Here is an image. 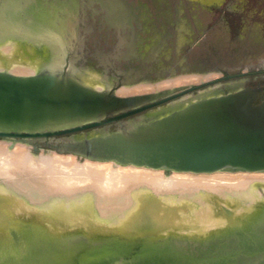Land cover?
Instances as JSON below:
<instances>
[{"label":"water","instance_id":"water-1","mask_svg":"<svg viewBox=\"0 0 264 264\" xmlns=\"http://www.w3.org/2000/svg\"><path fill=\"white\" fill-rule=\"evenodd\" d=\"M179 36L178 46L183 45ZM167 37V32L157 35L149 51L157 52ZM118 38L113 53L96 54L105 72L116 76L108 90L85 86L70 71L71 61L83 63L81 38L73 46L63 37L46 50H32L40 60L32 75L0 70V139H27L33 145L60 137L44 146L80 159L166 173H264V98L255 103L264 88L246 86L244 79L231 85L216 80L153 94L118 96L116 91L126 84L188 73L153 66L119 70L113 62L127 60L134 52V39L129 44L126 37ZM124 46L128 52L120 51ZM215 86L219 87L201 97L183 100ZM164 106L169 107L151 113ZM92 131L98 132L64 140ZM231 231L200 242L214 246L204 253L181 248L171 238L142 242L107 238L84 241V246L91 244L88 252L80 258L73 256L76 264H264V236H251L242 228ZM80 238L67 245L77 246Z\"/></svg>","mask_w":264,"mask_h":264},{"label":"rangeland","instance_id":"rangeland-1","mask_svg":"<svg viewBox=\"0 0 264 264\" xmlns=\"http://www.w3.org/2000/svg\"><path fill=\"white\" fill-rule=\"evenodd\" d=\"M200 1L0 0V45H3L0 46V56H7L3 66L6 68H11L14 65L27 67L28 64L39 66L37 64H40V60L35 58L32 50L38 48L46 50L50 46L56 45L63 37L70 39L73 46L76 40L81 38L84 60L83 63L78 64L71 61L72 70L74 69L76 76L85 82H93V78L97 76L96 81L106 79L111 87L116 80V76L111 75V71L109 74L105 72L106 70L99 64L96 54L113 53L116 46L119 45L118 37L122 36L126 37L129 44L130 40L134 39V42L132 39L134 52H131V57L129 56L127 60H114V67L119 70L151 66L155 67V70H159L161 67L166 68L184 62L185 66L190 67V71H188L190 74H198L199 72L196 71L206 70L210 66L225 68L229 74H236L238 71L250 73L259 70L258 67L260 66L264 67V0H221V8L231 4L237 10L234 15L226 14L225 19L222 21L219 18L220 11L202 8L199 5ZM205 1L206 3L214 2V0ZM157 7L162 9L161 12L166 9L167 17L163 12L164 15L157 19V13L160 12ZM129 8L131 9L129 10ZM137 8H140V10L138 11ZM176 19H178V23H175ZM108 22L112 24L110 25ZM122 23H124V26H120ZM175 24H178V26ZM165 32L169 34V37L166 38L163 46L155 53L149 51L152 44L154 45L153 48L156 45V41L154 42L155 37L157 35L161 37ZM132 35L134 36L132 37ZM178 36L183 45H177ZM130 48H133V44ZM120 51L123 53L128 52L129 47L124 46ZM10 56H13V58H9ZM204 63L205 65H203ZM177 74L176 76L154 81L158 83L185 75L180 71ZM203 74H207L209 78L199 83L187 84L181 87L199 85L207 81H220L223 77V73L220 71ZM151 78L154 79V77ZM259 79V76L246 78V86L251 83H258ZM147 81L151 80L142 82ZM232 83L230 82L227 85ZM165 107L167 106L160 108ZM96 132L98 131L69 136L64 140L84 137ZM14 146L9 144L8 149L13 150ZM28 148L30 154L34 158L38 157L37 159H40V156L42 158L51 157L52 152H56L38 144L30 145L29 143ZM57 154L62 158L67 156ZM76 161L78 164H84V160L78 157H76ZM257 197V192L253 188L249 189L237 201L227 202L224 199L227 205L226 208L222 205L223 199L219 197L215 199L206 195V198H204L213 209L211 216H213L214 222L218 224L225 219L226 224L231 226L236 223L237 216L242 215L240 212L249 208L247 204H250V199ZM154 201H148L147 199L146 202H140V205L128 213L124 219H120L111 225L106 224L108 227L101 225L88 216L79 217L69 227L86 236L95 234L104 236L112 233L123 238L137 237L139 240L143 237L162 238L161 236L165 234L176 236L182 234L179 233L182 230V228H179L181 226H171L168 217L161 212H157V204ZM250 207L252 208L253 205ZM147 210L153 214L156 221L155 227L157 229L153 232L142 230L140 227L143 220L141 215ZM155 214L160 215L159 218H156ZM4 216L7 215L4 214ZM1 218L3 216H0V220ZM8 219V217L4 218L0 225ZM259 220L260 223H263L257 222L258 227L249 229L251 236H264V216ZM10 221L12 220L9 219L3 227L7 228L11 223ZM33 226L38 229V233L44 232L41 230L42 228L39 229L38 225L34 224ZM211 234L206 239H209ZM5 242L7 243V240ZM34 244L36 248L46 250L51 254L58 249L55 242L41 238L40 235L35 239ZM87 249L88 247L83 245L80 251H74L73 253L80 258L81 255L88 252ZM205 251L211 250L199 249L195 253H204ZM65 262L76 264L77 261L72 256L70 260Z\"/></svg>","mask_w":264,"mask_h":264},{"label":"bare ground","instance_id":"bare-ground-1","mask_svg":"<svg viewBox=\"0 0 264 264\" xmlns=\"http://www.w3.org/2000/svg\"><path fill=\"white\" fill-rule=\"evenodd\" d=\"M6 57L0 56V70L6 68L3 66ZM9 58L12 59L13 56ZM39 66L14 65L7 70L16 75L27 76L37 72ZM69 68L75 78L85 86L96 90H108L112 87L106 79L96 81L97 76H93V82H85L76 76L71 64ZM186 74L158 83L147 81L138 82L142 84H126L116 93L121 97L153 94L209 78L203 73ZM218 87H209L183 100H194ZM167 108H159L151 113H159ZM76 138L82 137L73 139ZM9 144L15 145L13 150L8 149ZM28 145L27 139H0V216H3L0 222L6 217L12 220L7 228L3 225L9 219L0 225V264H67L65 261L70 260L74 251L81 250L84 241L107 238L130 242L171 238L176 245L181 244V248H187L194 253L199 249L212 250L213 245L199 244L209 234L213 233L208 241L221 233L228 235L235 228L245 231L255 229L259 226V219L264 216V173H166L163 170L88 159H83L84 164H78L77 156L69 154L62 158L56 152H52V156L48 158H34ZM252 188L258 197L250 199V204H247L249 208L243 210L244 215L240 210L242 215L237 216L234 225L228 226L225 219L218 224L214 222L211 216L213 209L205 201L206 195L223 199L222 205L226 208V201H237ZM147 199L155 200L157 212L167 216L171 226H181L179 233L182 234H165L162 238L143 237L139 240L137 237L123 238L112 233L86 236L69 227L82 216L95 219L103 226L114 224ZM1 211L7 216L2 215ZM159 216L155 214L156 218ZM141 217L142 230L153 232L157 229L152 213L147 210ZM34 224L44 232L39 234ZM74 234L78 235L72 236ZM39 235L55 242L58 246L56 252L51 254L36 248L34 242ZM77 237L82 240L77 246L71 248L67 245L69 240ZM177 239L185 241L178 242ZM86 247H91V244Z\"/></svg>","mask_w":264,"mask_h":264},{"label":"flooded vegetation","instance_id":"flooded-vegetation-1","mask_svg":"<svg viewBox=\"0 0 264 264\" xmlns=\"http://www.w3.org/2000/svg\"><path fill=\"white\" fill-rule=\"evenodd\" d=\"M221 4H222L221 0H214V2H212V3H206L205 0H201L199 2V5L202 6V8H207L208 10L220 11L221 12L220 17H219L220 21L225 19L226 14H228V15L236 14L237 10H236L235 6H232L230 4V5L225 6L224 8H221L220 7ZM130 9L131 8H129V10ZM157 9H158V7H157ZM137 10L139 11L140 8H137ZM158 10H160V12L157 13V19H159V17L164 15L163 12L166 14V17H167L166 9H164L165 11H163V12H161L162 9H158ZM137 19H138V17H137ZM194 21H195V19H194ZM175 23H178V19H176ZM176 26H178V24ZM236 35H238V34H236ZM184 63L176 64V65H173V66H169V68L172 69V70H182L183 69V70H186L187 72L190 71V67L185 66ZM203 65H205V63ZM161 68H164V67H161ZM258 68H259V70L251 71L250 73H242V72L238 71L236 74H229L228 70H226L225 68H218L216 66H210V68L207 67L206 70L196 71V72L208 73V72H213V71H220L221 73H223V77L218 82L219 84H228L230 82H235V81H239V80H243V79L246 80V78H254V77L259 76L260 79H259L258 83H251L249 86H255V87L264 88V69H263L264 67L260 66ZM242 74H245V75L241 76ZM263 98H264V91L261 94H259V98L256 100L255 103L256 104L259 103ZM57 139H60V137L52 139V141L49 140V139L45 140L44 142L38 141L35 144H38V145L41 146V145L49 144L50 142L54 143L55 140H57Z\"/></svg>","mask_w":264,"mask_h":264}]
</instances>
